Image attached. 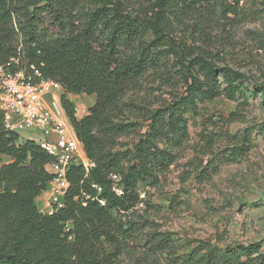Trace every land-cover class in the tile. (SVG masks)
Segmentation results:
<instances>
[{
    "label": "trees",
    "instance_id": "1",
    "mask_svg": "<svg viewBox=\"0 0 264 264\" xmlns=\"http://www.w3.org/2000/svg\"><path fill=\"white\" fill-rule=\"evenodd\" d=\"M240 1L220 2L223 17L232 14L237 20ZM217 4L154 0L139 16L128 12L123 0H0V66L14 58L20 67L33 65L44 79L61 86L60 106L93 163L89 169L72 165L63 207L50 215L40 212L36 199L52 179L46 170L52 158L35 142L7 130L0 111V264H115L131 241L143 243V260L178 257L177 240L151 230L152 222L139 214L143 204L147 210L156 207L144 203L138 190L157 186L176 161L189 139L188 115H198L199 104L222 95L245 98L246 77L197 62L200 75L189 71L186 93L143 114L141 124L120 120V103L149 69L161 65L167 22L191 13L209 15ZM253 91L264 100V84ZM69 95L94 97L82 118L75 117ZM135 130L140 131L136 140L115 150L117 139ZM257 133L264 137V122ZM232 139L235 146L216 154L200 180L209 181L220 165L238 162L253 147L248 130ZM111 174L120 176L122 196L115 194ZM191 255L202 264H264V242L223 249L204 244Z\"/></svg>",
    "mask_w": 264,
    "mask_h": 264
},
{
    "label": "rangeland",
    "instance_id": "2",
    "mask_svg": "<svg viewBox=\"0 0 264 264\" xmlns=\"http://www.w3.org/2000/svg\"><path fill=\"white\" fill-rule=\"evenodd\" d=\"M123 2L128 12L140 16L154 0ZM216 2L209 15L191 13L167 22L164 45L159 47L164 59L127 90L120 120L141 124L143 114L178 100L186 93L189 71L200 75L196 63L201 61L243 73L245 98L222 95L199 104L198 115H188L189 139L178 149L176 161L159 176L157 186L138 190L144 203L156 207L147 210L143 204L139 214L152 222L151 230L170 233L177 240L178 257L171 260L163 254L143 260V243L131 241L115 264H202L191 254L204 244L223 249L264 242V137L257 133L264 122V100L253 91L254 85L264 84V3L241 0L236 20L232 14L224 18L218 6L232 0ZM68 98L75 109L94 103L92 96ZM244 130L251 134L249 153L236 163L220 165L209 181L200 180L202 169L216 154L235 146L232 138L238 139ZM139 132L118 138L115 150L130 145Z\"/></svg>",
    "mask_w": 264,
    "mask_h": 264
},
{
    "label": "built area",
    "instance_id": "3",
    "mask_svg": "<svg viewBox=\"0 0 264 264\" xmlns=\"http://www.w3.org/2000/svg\"><path fill=\"white\" fill-rule=\"evenodd\" d=\"M61 90L58 83L44 79L33 65L20 67L18 60L12 58L0 66V111L4 114L5 128L17 134L28 133L20 139L35 142L52 158L46 165L52 179L43 193L47 197L45 213L49 215L64 205L69 186L66 176L70 167L82 165L89 169L93 166L60 106ZM55 96L57 102L53 101ZM87 110L85 107L76 108L75 117L82 118ZM110 179L115 194L122 196L120 176L111 174ZM69 227L66 225V231Z\"/></svg>",
    "mask_w": 264,
    "mask_h": 264
},
{
    "label": "crops",
    "instance_id": "4",
    "mask_svg": "<svg viewBox=\"0 0 264 264\" xmlns=\"http://www.w3.org/2000/svg\"><path fill=\"white\" fill-rule=\"evenodd\" d=\"M29 134L26 133V132H21L19 134V136L21 138H25L26 136H28ZM4 159H7L6 161H8V158H4ZM47 197L45 194H42L40 195L37 199H36V205H37V208L39 209L40 212H43L45 213L46 212V209H47Z\"/></svg>",
    "mask_w": 264,
    "mask_h": 264
},
{
    "label": "bare ground",
    "instance_id": "5",
    "mask_svg": "<svg viewBox=\"0 0 264 264\" xmlns=\"http://www.w3.org/2000/svg\"><path fill=\"white\" fill-rule=\"evenodd\" d=\"M53 101L54 102H57V97L56 96L53 98Z\"/></svg>",
    "mask_w": 264,
    "mask_h": 264
}]
</instances>
